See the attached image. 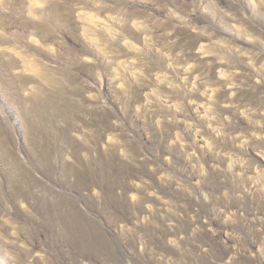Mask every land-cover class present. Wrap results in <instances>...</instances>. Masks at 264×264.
<instances>
[{
    "label": "rangeland",
    "instance_id": "rangeland-1",
    "mask_svg": "<svg viewBox=\"0 0 264 264\" xmlns=\"http://www.w3.org/2000/svg\"><path fill=\"white\" fill-rule=\"evenodd\" d=\"M0 2V264H264V0Z\"/></svg>",
    "mask_w": 264,
    "mask_h": 264
},
{
    "label": "bare ground",
    "instance_id": "bare-ground-1",
    "mask_svg": "<svg viewBox=\"0 0 264 264\" xmlns=\"http://www.w3.org/2000/svg\"><path fill=\"white\" fill-rule=\"evenodd\" d=\"M1 3V2H0ZM262 7V6H261ZM14 9V8H13ZM31 9V8H30ZM25 11V10H24ZM99 16V15H98ZM3 18V17H2ZM31 18V17H30ZM35 23V22H34ZM14 30V29H13ZM89 34V33H88ZM2 38V37H1ZM47 38V37H46ZM2 47V46H1ZM10 49V48H9ZM8 50V49H7ZM21 52V51H20ZM60 54V53H59ZM99 54V53H98ZM161 54V53H160ZM40 61V60H39ZM2 64V63H1ZM27 65V64H26ZM28 66H30V65H28ZM48 69V68H47ZM124 70V69H123ZM2 73L3 72H1L0 71V94H1V75H2ZM185 74H187V73H182V76L183 75H185ZM187 76V75H186ZM187 78V77H186ZM58 82V81H57ZM191 83H193V82H191ZM37 86V85H36ZM43 87V86H42ZM37 88V87H36ZM38 88H40V87H38ZM9 90V89H8ZM36 90V89H35ZM37 90H39V89H37ZM42 90V89H41ZM43 91V90H42ZM10 92V91H9ZM41 92V91H40ZM44 93V92H43ZM28 95V94H27ZM41 95H43V94H41ZM17 96V95H16ZM45 97V96H44ZM49 99V98H48ZM48 99L46 98V99H44V102L46 103V102H48ZM50 105V104H49ZM27 134V133H26ZM8 246V245H7ZM6 245L5 246H2L3 248L4 247H7ZM3 252L5 253V252H9V249L8 248H5V249H3ZM8 254V253H7Z\"/></svg>",
    "mask_w": 264,
    "mask_h": 264
}]
</instances>
